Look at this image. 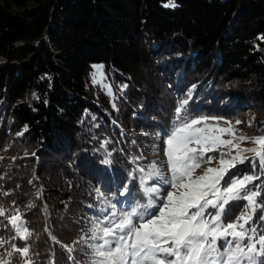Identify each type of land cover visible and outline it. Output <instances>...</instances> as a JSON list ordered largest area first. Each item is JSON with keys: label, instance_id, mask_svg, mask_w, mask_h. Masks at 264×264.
Returning <instances> with one entry per match:
<instances>
[{"label": "trees", "instance_id": "trees-1", "mask_svg": "<svg viewBox=\"0 0 264 264\" xmlns=\"http://www.w3.org/2000/svg\"><path fill=\"white\" fill-rule=\"evenodd\" d=\"M172 2L0 0V206L22 214L33 264H84L75 242L100 208L98 186L118 197L127 184L126 197L145 202L139 173L130 176L189 86L193 115L243 124L250 108L253 135H264V0ZM94 64L112 100L90 83ZM231 173L260 175L250 188L260 185L264 203L251 159ZM244 204L226 206L223 220ZM10 226L0 217V252L25 243Z\"/></svg>", "mask_w": 264, "mask_h": 264}, {"label": "snow or ice", "instance_id": "snow-or-ice-1", "mask_svg": "<svg viewBox=\"0 0 264 264\" xmlns=\"http://www.w3.org/2000/svg\"><path fill=\"white\" fill-rule=\"evenodd\" d=\"M164 6L176 7L172 0ZM188 97L178 101L171 126L164 133V154L170 175H165L157 162L152 161L147 166L138 165L130 176L129 182L139 173L146 203L134 201L121 207L122 202H113L100 188L95 189L100 214L90 218L75 242L85 250L84 264H264L258 259L264 256V234H258L257 223H252L257 209H264V203L257 199L262 192L260 185L255 190L249 187L260 175L231 173V169L249 160L245 153H253L252 169L255 172L259 167L264 174V135L240 136L241 141L252 140L258 145L240 149L232 140L221 139L224 133L232 134V128L206 123L223 118L193 115L188 108L191 93ZM221 146H231L235 155L232 151H221ZM212 152H219L218 166L194 176L201 162L216 159L207 155ZM140 159L135 157L131 163L138 164ZM102 163L109 165L111 160L104 159ZM162 185L172 189L166 196L162 195ZM127 193L125 184L119 195ZM240 201L246 202L243 210L225 222L226 206ZM0 217L14 229L12 239L25 242L19 247L11 243L0 252V264H13L14 257L21 264H33L27 243L32 233L19 209L9 215L0 206ZM259 222H264V215ZM7 243L0 239V248ZM64 247L73 251L72 247Z\"/></svg>", "mask_w": 264, "mask_h": 264}, {"label": "rangeland", "instance_id": "rangeland-1", "mask_svg": "<svg viewBox=\"0 0 264 264\" xmlns=\"http://www.w3.org/2000/svg\"><path fill=\"white\" fill-rule=\"evenodd\" d=\"M139 70L142 71V69H139ZM89 78H90V83L92 85L97 86L100 90H102V92L104 94H106L108 96V98L110 100H112V97H113L112 88L110 86L109 79L102 72L101 65L94 64L91 66V72H90ZM192 88H194L193 85L190 87V89H192ZM206 123L215 124L217 127H226V128L230 127V128H232V130H233L232 134L224 133L221 135V139L232 140L233 145H238L240 149H252V148L258 147V145L256 143H254L252 140L241 141L239 139L240 136H246V137H254L255 136V135H253V131L255 128L254 119H253V110L250 108L247 109L245 112V118H244L243 124H238L236 122L225 123V122H219V121H213V120H209ZM165 138L163 140V147H162V134H161V132H160V135H156L154 139L149 138L147 144L144 147V151L142 153V159H147L148 164L152 161H156L157 167L160 168L165 175H168L167 164L164 160V158H166V160H167V157L164 154V151L166 148V144L164 143ZM220 150L224 151V152L232 151L233 155H235V149L232 148L231 146H221ZM207 155L215 156L216 159L213 160L211 163L201 162L200 167L195 169L194 176L202 175L203 172L207 168H215L218 166L219 152H212V153H208ZM245 155L248 156L249 159H251L254 154L253 153H245ZM44 173H46V172H44ZM249 187H250V185H249ZM98 188H100V190L104 193L105 196H107L109 199L113 200L110 197V195L103 188H101V187H98ZM161 188H162V195L165 196L164 185H162ZM139 189L142 192L141 187H140V183H139ZM168 190H172V189H170V187H169ZM142 195L144 196L143 192H142ZM117 201L122 202L120 205L121 207H127L128 203H129V201L124 197L119 198ZM134 201H139V200H134ZM141 203H143V202H141ZM210 211H212V210L210 209ZM258 221H259V219L258 220L253 219L252 223H257V225H259L261 222L258 223ZM258 259L261 260L260 257Z\"/></svg>", "mask_w": 264, "mask_h": 264}, {"label": "bare ground", "instance_id": "bare-ground-1", "mask_svg": "<svg viewBox=\"0 0 264 264\" xmlns=\"http://www.w3.org/2000/svg\"><path fill=\"white\" fill-rule=\"evenodd\" d=\"M191 86H192V85H191ZM191 86L188 87V89H187V91H186L187 93H189V91L191 90V89H190ZM193 86H194V85H193ZM194 88H195V87H194ZM194 88H192V89H194ZM12 232L14 233V229H12Z\"/></svg>", "mask_w": 264, "mask_h": 264}, {"label": "built area", "instance_id": "built-area-1", "mask_svg": "<svg viewBox=\"0 0 264 264\" xmlns=\"http://www.w3.org/2000/svg\"><path fill=\"white\" fill-rule=\"evenodd\" d=\"M167 172H168V167H167Z\"/></svg>", "mask_w": 264, "mask_h": 264}]
</instances>
